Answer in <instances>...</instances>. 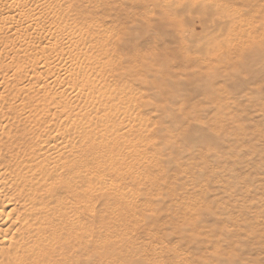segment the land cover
Wrapping results in <instances>:
<instances>
[{"label":"bare ground","instance_id":"bare-ground-1","mask_svg":"<svg viewBox=\"0 0 264 264\" xmlns=\"http://www.w3.org/2000/svg\"><path fill=\"white\" fill-rule=\"evenodd\" d=\"M123 1L0 0V264H80V254L93 264L103 247L93 243L91 210L82 213L93 184L107 182L108 167L136 183L151 180L165 154L180 150L176 137L196 133L189 119L203 126L195 91L217 96L221 65L233 66L232 54L263 38L228 16L219 21L228 23L224 39L132 49L131 29L106 22L124 16ZM173 2L160 18L166 31L182 7ZM195 6L205 18L215 11ZM162 13L163 5L150 10L151 24Z\"/></svg>","mask_w":264,"mask_h":264},{"label":"rangeland","instance_id":"rangeland-1","mask_svg":"<svg viewBox=\"0 0 264 264\" xmlns=\"http://www.w3.org/2000/svg\"><path fill=\"white\" fill-rule=\"evenodd\" d=\"M172 1L175 7L206 3L215 11L209 9L205 18L196 6L190 5L188 13L179 7L173 31H166L160 18L168 0H124V16L106 22L110 28L123 24L131 29L132 49L187 42L202 46L209 34L224 39L228 23H222L224 27L219 21L228 16H235L238 28L252 26L263 38L239 57L232 54L233 66L221 65L213 84L217 96L201 97L203 91H195L203 126L189 119L196 133L186 140L176 137L178 149L187 151H168L150 170L149 181L133 182L128 174L122 177L108 167L107 182L88 189L92 194L82 213L91 210L93 243L105 251L93 254V264H264V0ZM162 5L163 13L153 18L160 23L151 24L150 10ZM127 13L139 19L135 25L126 22ZM201 83L206 86L209 80ZM5 113L9 115L7 105ZM45 135L41 132L40 137ZM65 166L60 159L59 167ZM3 167L0 159V170ZM90 216L81 219L79 233ZM87 262L88 256L80 254V264Z\"/></svg>","mask_w":264,"mask_h":264}]
</instances>
